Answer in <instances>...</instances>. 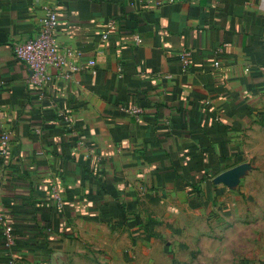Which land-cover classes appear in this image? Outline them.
Returning <instances> with one entry per match:
<instances>
[{
  "label": "crops",
  "instance_id": "1",
  "mask_svg": "<svg viewBox=\"0 0 264 264\" xmlns=\"http://www.w3.org/2000/svg\"><path fill=\"white\" fill-rule=\"evenodd\" d=\"M47 7L80 70L37 86L14 47ZM0 209V264H121L221 221L264 259V0H0Z\"/></svg>",
  "mask_w": 264,
  "mask_h": 264
},
{
  "label": "rangeland",
  "instance_id": "2",
  "mask_svg": "<svg viewBox=\"0 0 264 264\" xmlns=\"http://www.w3.org/2000/svg\"><path fill=\"white\" fill-rule=\"evenodd\" d=\"M253 230L248 221L241 226L221 221L215 229L210 227L206 235L198 233L194 237L181 227L171 236H156L157 244L150 243L142 255L125 257L121 264H264L263 258H256L260 250L254 249L259 241ZM105 263L96 256L69 261V264Z\"/></svg>",
  "mask_w": 264,
  "mask_h": 264
},
{
  "label": "built area",
  "instance_id": "3",
  "mask_svg": "<svg viewBox=\"0 0 264 264\" xmlns=\"http://www.w3.org/2000/svg\"><path fill=\"white\" fill-rule=\"evenodd\" d=\"M115 25L116 23L112 22V26L114 27ZM58 26V13L54 8L47 7L40 31L32 38L18 43L14 47L15 57L28 67L32 73L31 80L37 86L47 84L56 76L62 79L72 78L80 70L75 63L78 53L71 47L61 46L58 39ZM108 36L109 34L106 33L104 39H107ZM137 41L140 42L141 40L137 38ZM188 57L189 53L182 55L185 68L189 66ZM95 64V61H90L93 74H96ZM129 112L134 115H140L142 110L135 109L129 110ZM66 121L69 123V128H72L71 119L67 117ZM2 146L4 148L7 146V134L2 136ZM0 230H2L5 246L8 249L13 248L16 245V236L1 209ZM10 264H13V261Z\"/></svg>",
  "mask_w": 264,
  "mask_h": 264
},
{
  "label": "trees",
  "instance_id": "4",
  "mask_svg": "<svg viewBox=\"0 0 264 264\" xmlns=\"http://www.w3.org/2000/svg\"><path fill=\"white\" fill-rule=\"evenodd\" d=\"M2 232V230H0Z\"/></svg>",
  "mask_w": 264,
  "mask_h": 264
}]
</instances>
